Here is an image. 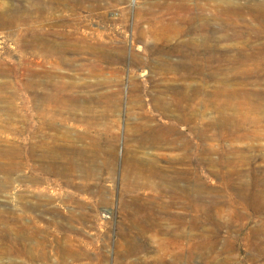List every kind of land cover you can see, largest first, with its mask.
Here are the masks:
<instances>
[{
	"label": "rangeland",
	"instance_id": "374dc122",
	"mask_svg": "<svg viewBox=\"0 0 264 264\" xmlns=\"http://www.w3.org/2000/svg\"><path fill=\"white\" fill-rule=\"evenodd\" d=\"M226 1L0 0V12L16 8L24 12L23 32L27 25L33 31L22 43L38 36L49 44H63L64 40L76 44L63 47L74 61L69 63L67 57L68 62L59 67L41 56L45 52L37 41L41 47L35 50L38 59L32 68L44 71L39 78L43 85L51 80L44 73H53L63 77L54 81L86 86L79 92L82 97L110 98V106L103 103L98 109L104 113L101 122L117 136L112 171L97 172L88 178L77 173L72 178L73 186L55 178L37 186L30 155L35 129L34 90L23 82L4 93L6 99L0 98V264L152 263L159 254L158 244L151 241L150 233L140 230L152 225L157 217L164 229L171 228L174 216L179 217L177 231L180 226L184 254L190 252L188 248L210 243L206 246L211 249L194 253L193 264H264V205L257 199L258 186L254 183L261 180L260 171H264V106L256 110L251 102L242 99L226 108L201 96L193 97L186 102V111L192 110L197 117L180 123L157 109L153 101L162 92V100L172 103L175 93L190 94L199 85L208 91L227 88L264 95V0H230L236 9L229 8ZM33 6L43 11L36 9L27 14L25 10ZM162 24L171 29L161 32ZM203 24L209 26L206 32L199 31ZM52 29L57 30L56 36ZM8 31H2L0 41L9 39ZM193 39L206 41L205 47L211 56L219 55L217 58L224 53L230 59L244 54L252 58L231 70L227 80L217 81L211 77L215 75L212 72L224 75L226 64L212 63L208 68L210 54L205 47L192 48ZM90 44L96 45L101 59L94 58L93 67L81 68L80 64L92 59L94 53L88 49L76 52ZM5 49H10L9 43ZM31 53H22V79L26 78V61ZM260 104L264 105V100ZM145 115L154 118V126L173 127L170 139L182 136L194 144L203 131L208 138L207 148H215L208 156L192 149L190 157L175 168L190 179L182 183V188L197 186L195 180H201V187L210 190L201 198L205 211L189 204L175 205L168 197L158 199L157 191L141 186L145 180L137 167L131 172L136 187L126 197L132 205L124 207L120 193L126 178L128 149L138 150L143 159H159L166 174H171L173 168L164 158L179 154L177 150L153 148L140 141L135 127L144 123ZM219 115L243 122L239 133L227 135L223 142L232 144L231 150L229 146L226 150L219 146L222 142L216 135L220 131L210 125ZM70 123L64 128H72L74 122ZM141 147L146 148L141 152ZM239 173L253 184L243 198L237 193L242 185ZM224 177H232L233 181L226 182ZM42 179L50 180L46 175ZM151 181L158 183L157 179ZM83 183L90 185L89 190L80 192L76 186ZM99 185L111 191L102 204L96 195ZM41 188L44 192L39 191ZM54 190L63 196L68 193L84 198L83 209L76 207L77 201H69L73 204L69 206L72 213L86 216L72 219L53 214L58 202L50 204L48 197Z\"/></svg>",
	"mask_w": 264,
	"mask_h": 264
},
{
	"label": "bare ground",
	"instance_id": "6f19581e",
	"mask_svg": "<svg viewBox=\"0 0 264 264\" xmlns=\"http://www.w3.org/2000/svg\"><path fill=\"white\" fill-rule=\"evenodd\" d=\"M225 4L229 8H232L233 6L234 9H236L233 1L231 2L228 0ZM39 7L40 6L30 7L25 10V12L27 11V14H30L36 9L42 12L43 8ZM23 13L24 12L21 8L7 9L0 12V34L3 30L9 29L7 33L9 39L0 41V98L6 99L4 93L7 90L13 89L15 85L23 82L34 90L33 103L35 106V129L33 142H31L30 146V155L34 161L33 167L36 172L35 184L41 186L44 183L54 181L55 178L56 180L63 181L65 185L73 186L74 183L72 178L77 173L88 178L97 172L112 171L116 162V149L113 147V143L117 136L111 131V128L108 125H104V123L101 122L104 113L98 109L103 103L110 106V98L100 95L94 97H82L79 92L81 93L86 86H76L69 82L54 81L56 79L62 80L63 77L53 73H44L51 78V80L49 81L50 83L43 85L42 80L39 78H41V73L44 71L39 72L32 68V66L35 65V59H38L35 50L42 46L41 48L45 52V55L41 56H44L47 59V62L51 64L54 63L56 66L60 67L65 62H68L67 57H70L68 54L64 53L65 46H74L76 44L71 43L68 40H64L63 44H49L45 43L44 39L38 36L37 38L33 37L32 40H24L25 43H22L23 39L33 31L31 26L27 25L26 33L23 32L22 28L26 23V19L22 16ZM55 25L53 26L55 27ZM208 27L207 24H203L202 27L199 28V31H205ZM169 29H171L169 25L162 24L161 32H165V30ZM175 30L181 31L180 28L176 27ZM52 34L53 36H56L57 30L52 29ZM221 39L223 38L220 37L219 40ZM37 41L41 42L42 45H38ZM6 43H9L10 49H5ZM205 45L206 41L204 40L201 42L197 39L190 41V46L194 49L205 47ZM83 49L84 50L80 49L77 51L76 54H81L82 51H85L86 49L94 54L92 59L80 64V67H93L96 61L94 58L101 59L100 53H96V45L90 44ZM27 50H30L32 53L30 58L26 61V66L28 67L26 68V78L22 79V68L24 67L22 53L25 54ZM206 52L210 54L209 59H207L208 68L212 67V63L223 62L226 64L227 71L224 75H218L212 72L215 75L211 77L221 82L227 80L231 70L239 69L243 66L242 62L246 59L252 58L249 55L244 54L239 59H230L226 53L221 54L220 57L217 58L219 55L214 54L211 56V52L210 50H207V48ZM232 60L237 61L233 62ZM73 61V57H70L69 63H72ZM194 71L196 73L199 72L195 67ZM34 78L36 79L35 83H33ZM51 81H53V83H51ZM162 95V92L155 95L153 100L155 105L158 106L157 109L160 108L165 114H169L180 123H189L197 117V114L192 112V110L190 113L186 111L188 110L186 102L193 100V97L201 96L205 101L209 100L213 103H221L220 106L226 108H230V104L233 101H240L242 99L251 102L250 104L255 106L256 110H261L264 106L263 104H260V102L264 100V95L260 92H241L240 90H230L227 88H215L213 91H208L204 85L192 88L190 94L188 92H185L184 95L181 93H175L172 103H165L161 98ZM105 99L106 101L104 102ZM171 107L173 108L171 109ZM71 121L74 122L72 128H64L67 125H71ZM154 121L155 120L151 115H145L144 123L135 127L136 132L139 133L137 136H139L140 141L153 148L174 149L177 150L179 154L164 158L171 168H173L171 174H166L162 166L159 165V159H143L139 155L140 152L138 150L128 149L129 155L125 158L124 168L126 178H124L123 188L120 193V199L123 202L124 207L132 205L126 197L129 196L133 192V188L136 187L135 181L132 180L133 173L131 174V172L134 167H137L142 171L145 182L142 185L139 182H136L149 191H157L158 199L168 197L175 205L179 203L184 205L189 204L192 208H195L198 211H205L201 198L203 194L210 193V190L201 187V180H195L197 186H193L192 188L183 186L182 188V183L185 184L190 179L188 174H182L175 168L178 164L182 163L184 158L190 157V150H200L204 155L208 156L209 154H212V151L214 152L215 148L212 150L207 148L208 138L203 131L198 134V142L193 144L181 136L178 138L181 142L179 144L178 139L169 138L175 131L173 127L163 129L154 126ZM210 125L220 131L216 137L221 139L222 143H220L219 146L223 147L224 150H226L228 146L230 150L233 148L232 144H223V142L226 141L225 138L227 135L238 134L243 128L242 121L227 115H219ZM237 136L240 137V135ZM201 144L203 146H201ZM143 148L146 147H141L139 150L142 152ZM234 152L243 153L244 150H235ZM210 161L213 163L212 160ZM260 172L262 176L261 180L255 181L254 183L258 186L257 199L262 205H264V171L262 170ZM43 175L48 176L50 180H43ZM238 177L242 180V185L237 193L240 198H243L246 191L249 192V189L252 188L251 185L253 184L245 181V178L241 173H239ZM153 179H157L158 183L156 185L151 181ZM224 180L226 182L233 181L232 177H224ZM88 185V183H83L76 186V188L80 192H85L89 190L90 185ZM42 190L43 188L39 191L44 192V190ZM96 195L99 198L98 203L102 204L107 202L108 199L105 197L111 195V191L105 190L99 185ZM69 201H77L76 207L80 209H83V204L86 202L84 198H78L76 195H70L67 193L63 196L62 192L58 190H54V192L52 191V194L48 197V202L50 204L58 202L55 204L58 209L55 212H52L53 214L68 216L72 219H80L81 216H86V214L72 213L71 206L69 205L73 204ZM53 208L54 206L50 207V211ZM49 209L47 210L48 213ZM178 218L179 217L177 216L173 217L174 220L171 228L164 229L160 222V218L157 217L156 220L152 222V225L143 227V229L140 230L142 233H150L151 241L157 243L159 248L157 258L153 260L152 263L148 264H193L194 253L199 252L201 249H211V247L206 246L210 245V243L205 242L204 246L188 248L190 252L184 254V246L182 247V243L179 241L180 226L177 231ZM257 229L259 231L260 228ZM254 232L257 233L256 230H254ZM262 233L263 231L260 232V234Z\"/></svg>",
	"mask_w": 264,
	"mask_h": 264
}]
</instances>
